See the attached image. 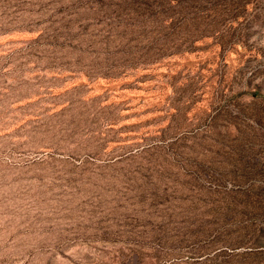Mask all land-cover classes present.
<instances>
[{
  "label": "rangeland",
  "instance_id": "374dc122",
  "mask_svg": "<svg viewBox=\"0 0 264 264\" xmlns=\"http://www.w3.org/2000/svg\"><path fill=\"white\" fill-rule=\"evenodd\" d=\"M0 149V264H264V0H0Z\"/></svg>",
  "mask_w": 264,
  "mask_h": 264
},
{
  "label": "bare ground",
  "instance_id": "6f19581e",
  "mask_svg": "<svg viewBox=\"0 0 264 264\" xmlns=\"http://www.w3.org/2000/svg\"><path fill=\"white\" fill-rule=\"evenodd\" d=\"M54 146V145H53ZM53 146H45V147H41V148H38V149H35V152H37V153H41V155H42V153L43 154H51V153H53V152H56L57 151V149L55 148V146L53 147ZM65 149V148H64ZM73 151V150H72ZM72 151H70V150H63V151H61V154H63V155H65L66 157L64 158V160H65V162H67V163H70L73 159L71 158V157H68L67 155H71L72 157H75L74 155H72L71 153H72ZM78 151V150H77ZM79 152H80V150H79ZM76 154H77V152H75ZM36 154V153H35ZM59 154V153H58ZM75 154V155H76ZM2 155H4L3 154V151L0 149V157H2ZM51 156V155H50ZM79 156V155H78ZM77 156V157H78ZM62 157H64V156H62ZM81 157V156H80ZM49 158V157H48ZM84 163V162H83Z\"/></svg>",
  "mask_w": 264,
  "mask_h": 264
}]
</instances>
